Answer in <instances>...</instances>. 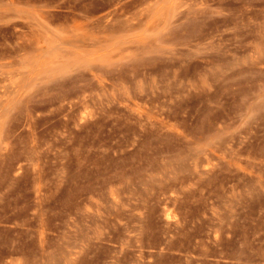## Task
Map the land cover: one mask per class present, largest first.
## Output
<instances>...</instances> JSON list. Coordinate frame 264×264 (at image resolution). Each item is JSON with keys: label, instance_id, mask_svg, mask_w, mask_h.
<instances>
[{"label": "rangeland", "instance_id": "obj_1", "mask_svg": "<svg viewBox=\"0 0 264 264\" xmlns=\"http://www.w3.org/2000/svg\"><path fill=\"white\" fill-rule=\"evenodd\" d=\"M0 264H264V0H0Z\"/></svg>", "mask_w": 264, "mask_h": 264}]
</instances>
